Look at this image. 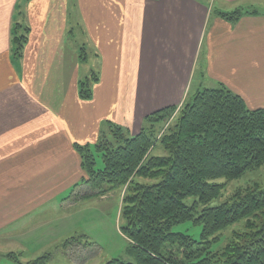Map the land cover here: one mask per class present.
<instances>
[{
	"label": "crops",
	"instance_id": "obj_1",
	"mask_svg": "<svg viewBox=\"0 0 264 264\" xmlns=\"http://www.w3.org/2000/svg\"><path fill=\"white\" fill-rule=\"evenodd\" d=\"M263 4L0 0V248L30 259V231L69 213L68 192L84 177L74 144L95 143L107 121L135 135L146 115L179 106L192 87L222 84L264 104ZM235 9L245 12L234 22L219 14ZM19 19L29 27L20 65L11 43ZM77 29L99 72L88 100L78 95L77 50L66 45Z\"/></svg>",
	"mask_w": 264,
	"mask_h": 264
},
{
	"label": "trees",
	"instance_id": "obj_2",
	"mask_svg": "<svg viewBox=\"0 0 264 264\" xmlns=\"http://www.w3.org/2000/svg\"><path fill=\"white\" fill-rule=\"evenodd\" d=\"M244 12L219 14L234 22ZM19 28L15 23L11 29L16 58L27 39ZM97 80L93 76L79 83L81 99L91 97ZM173 110L168 106L146 115L135 135L107 121L114 140L102 134L93 144H74L84 172L80 182L96 191L81 197L102 194L103 183L127 186L120 214L134 261L111 258L104 264H264V183L239 186L222 203L208 205L221 195L226 181L264 167V107L247 109L241 96L220 84L197 91L183 103L176 122L162 129ZM156 143L164 154H151ZM98 153L101 168H95ZM189 197L194 198L190 204ZM188 220L201 224L200 239L172 230ZM239 222L241 229L210 249L221 241L222 231ZM6 256L18 264H44L50 258L45 254L22 261L20 252Z\"/></svg>",
	"mask_w": 264,
	"mask_h": 264
},
{
	"label": "rangeland",
	"instance_id": "obj_3",
	"mask_svg": "<svg viewBox=\"0 0 264 264\" xmlns=\"http://www.w3.org/2000/svg\"><path fill=\"white\" fill-rule=\"evenodd\" d=\"M260 12L264 13V4L261 5ZM68 20L70 25L77 27L75 25L74 17H71ZM19 21V25L21 26V28L18 29L20 30L19 33L26 34L27 37L29 31L25 32L24 30L26 28L29 29V27L22 22V19H19ZM78 34L79 31L77 29L75 36H68V42L66 41V45L69 43L68 48L70 50H74L72 45L75 47L79 61L76 63L79 64L81 70L83 69L77 82L79 89V83L81 81H85L86 78L91 79L95 75L99 76V72L95 62V53L91 47L86 46L83 48V46H81L82 42L80 41ZM25 43L26 41L23 43V46ZM80 46L82 48H79ZM20 57L21 53L17 57L18 65L21 63ZM195 78L197 79V76ZM93 85L94 83L91 84L92 88ZM192 91L193 87L189 91L186 102L193 99L196 92L194 93ZM184 102L179 106H175V110H173L172 114H170L168 119L163 123L162 129H166L168 126H172L174 122H176L180 108ZM245 105L246 108L250 110L264 107V104H248L247 102ZM103 134L107 136L108 140H114L113 136H111L108 131L107 126L104 129ZM129 134L130 133L127 131V135ZM164 153L165 151L159 143H156L151 151L152 155H161ZM95 158V168H101L102 162L99 153L95 154ZM218 181L225 182L223 179ZM253 182L264 183V167L254 171H247L238 179L226 181L221 195L212 200L208 205L214 206L222 203L235 188L239 186L244 187ZM78 183L79 184L75 187L73 185L72 188H70V192H68L70 197L69 213L62 219H60L61 217H57L59 219L55 217L50 218L49 221L39 224L28 234L30 239L28 243L30 246H25L23 248L26 256L28 255L27 257L30 258L28 260L49 254L50 258L44 264H104L111 258H121L126 261H134V256L127 252L130 242L123 233L125 220L120 214L122 199L125 193H127V186L109 188L108 183H103L101 188H103L104 192H102V194H92V196L81 197L83 193L91 194L96 191H92L88 185L83 184L80 181ZM71 193L73 195H71ZM193 200V197H189L186 199V202L190 204ZM201 208L202 207H200L199 210ZM241 227L242 223L240 222L228 226L220 233L221 241L213 243L210 249L215 250L219 248L221 244L227 241L231 232L238 230V228L241 229ZM172 230L188 234L193 239L198 240L200 239L201 224H196L192 220H188L174 225ZM71 237H75V239L68 241L67 239ZM11 249H14V247L4 246L3 248H0V264H18L17 262H14L13 259L6 256L8 252H17L15 249L12 251ZM21 260L24 261L25 259H22L21 257Z\"/></svg>",
	"mask_w": 264,
	"mask_h": 264
}]
</instances>
